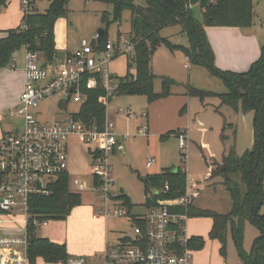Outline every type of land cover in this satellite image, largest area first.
Masks as SVG:
<instances>
[{
  "label": "rangeland",
  "instance_id": "374dc122",
  "mask_svg": "<svg viewBox=\"0 0 264 264\" xmlns=\"http://www.w3.org/2000/svg\"><path fill=\"white\" fill-rule=\"evenodd\" d=\"M254 1V13L251 28L264 34V0ZM22 0H11L7 7L0 12V35L6 34V29L24 25ZM137 4L146 5V0H136ZM49 0H39L37 10L46 11ZM67 18H59L55 24L56 47L74 49L83 38L91 39L98 34L100 28L107 29L109 41L119 39V30L125 38H130L131 15L126 11L122 24L113 22V5L99 0H71ZM108 11V21L103 22L102 13ZM196 18L203 22V14L199 7L194 8ZM212 27V26H209ZM180 26H169L163 30L161 36L172 42H179L182 37L176 34ZM208 28V27H207ZM207 35H212L207 31ZM248 28V27H243ZM209 38V36H208ZM24 47L17 50L14 56L25 57ZM42 60L45 56L40 54ZM153 72L160 76H168L178 84L173 85L171 91L175 94L149 103L144 95H115L107 106V118L114 122L116 132L125 136L121 150L110 154L109 164L112 168L115 192H125L132 203L134 215L146 213L145 186L140 179L147 174L161 173L166 168L180 167L187 175V182L191 185L200 184L203 187L200 199L196 202L199 208L212 209L220 213H227L232 209V200L225 189L223 178L209 177V163L219 164L224 154L232 146L236 147L239 155L253 148V118L254 112L244 114L222 105L217 94L226 91L223 80L207 67L192 65L179 50L170 51L165 46L158 47L152 58ZM111 72L121 77L127 71L126 55H118L111 62ZM10 68V67H9ZM14 70L13 80H16ZM12 78V77H11ZM5 79L0 82V110L6 96L10 97L16 91V85L7 84ZM188 86L214 93L203 100L199 96L190 95ZM154 89L160 92L162 80H155ZM22 92V91H21ZM21 94V93H20ZM20 95L18 96V98ZM60 96L51 97L40 103V110L44 119H58L57 105ZM18 100V99H17ZM184 112H181V109ZM78 104L71 103L70 111H77ZM149 112V131L145 135L139 134V128L148 124L143 113ZM132 113V114H131ZM1 130H11V125L3 123ZM172 130H184L188 135L184 148L180 145L177 134H169ZM180 135V134H179ZM69 167L71 190L77 191L78 183L83 181L91 187L92 155L90 146L76 138L69 139ZM186 155L182 156L181 153ZM153 159L149 168L147 162ZM245 192V184L240 173L233 174ZM78 192V191H77ZM82 203L75 206L66 218L49 219L48 226L39 227L38 236L47 237L52 241L66 243L69 253L77 255L95 256L105 240V218L101 215L97 219L93 215L104 205L100 192L79 191ZM119 194L117 196H119ZM116 196V197H117ZM264 213V206L261 208ZM21 219L23 214L9 216L0 212V218ZM132 221L128 215L124 217L112 216L107 220L109 239L116 242L122 233H132ZM212 219L208 216L191 217L188 226L190 234L202 236L204 246L193 250L190 264H242L239 259L232 235L229 231L226 255L220 251V242L209 236ZM6 227V225H4ZM193 231V232H192ZM260 234V229L253 222H247L244 229V246L250 250L254 239ZM94 252L95 254H92ZM91 254V255H90ZM42 264V263H41Z\"/></svg>",
  "mask_w": 264,
  "mask_h": 264
},
{
  "label": "trees",
  "instance_id": "16d2710c",
  "mask_svg": "<svg viewBox=\"0 0 264 264\" xmlns=\"http://www.w3.org/2000/svg\"><path fill=\"white\" fill-rule=\"evenodd\" d=\"M49 7L44 12L37 9L24 14V25L5 30L0 36V70L11 64L17 50L24 47L27 51H35L45 56L44 66L54 64L62 58V52L55 43V24L59 18L69 15L71 0H49ZM89 1V0H86ZM113 5V22L122 24L126 11L131 15L130 39L136 42L134 51L128 55L127 73L117 77L118 87L115 95L139 94L154 102L173 95L171 88L178 83L168 77L153 72L152 58L158 47L165 46L170 51L181 50L192 65L204 66L218 75L226 86V91L217 94L222 105L244 114L254 112L253 118V148L242 155L232 146L223 155L222 162L215 166L209 163V177L223 178L225 189L232 200V209L220 213L212 209L199 208L196 204L189 207L191 217L208 216L212 219L209 236L217 239L220 251L226 255L227 238L230 231L237 253L242 264H264V42L260 56L246 71L221 69L215 63V52L210 43L206 28L209 26L250 27L253 23V0H146V5L137 4L136 0H99ZM200 2L198 6L203 14L200 22L193 9H187V3ZM11 0H0V12L8 6ZM103 22L108 21V11L102 13ZM264 24V22H263ZM180 26L188 40V45L172 42L161 36V31L169 26ZM99 42H94V48H104L109 39L108 31ZM119 38L122 36L119 30ZM162 80V89L155 91V80ZM190 95L199 96L202 100L213 92L188 86ZM88 94L76 116L87 124H97L103 128L107 117V106L111 98L102 87L84 89ZM185 108L181 109L184 112ZM184 131L172 130L169 134H182ZM182 156L186 153L182 152ZM177 168V171H173ZM240 173L245 184V192L241 184L234 180L233 174ZM1 177V176H0ZM140 179L145 186L147 204L159 198H177L184 194L187 187V175L180 167L166 168L161 173L147 174ZM169 184L168 194L149 193L155 189H164ZM148 196V197H147ZM124 206L133 223L141 224L139 215L133 214L135 204L129 196L122 192L117 197ZM82 203L81 194L70 189V175L63 174L55 184L49 196H36L30 200V208L40 219H61ZM253 222L260 229V234L254 239L252 247L244 246V229L247 222ZM204 239L192 235L190 247L199 250L204 246ZM71 254L66 243L52 241L47 237H39L36 228L29 229V257L31 264H58L65 261Z\"/></svg>",
  "mask_w": 264,
  "mask_h": 264
},
{
  "label": "built area",
  "instance_id": "2783aa9c",
  "mask_svg": "<svg viewBox=\"0 0 264 264\" xmlns=\"http://www.w3.org/2000/svg\"><path fill=\"white\" fill-rule=\"evenodd\" d=\"M38 1L22 0L24 14L35 11ZM199 5L200 2L189 1L186 7L193 9ZM98 38V34L91 39L83 38L78 49L49 66H44L46 60L41 59L39 52L25 53V85L19 100L0 112V212L24 217L0 218V264H31L29 229L34 226L37 233L39 227L48 226L49 219L34 215L30 200L52 194L60 177L68 173L69 139L76 138L90 146L92 184L87 187L81 181L77 191L100 192L104 205L93 217L102 215L107 220L128 215L117 199L119 192L112 190L114 178L109 164V156L119 145L120 136L126 137L116 132L114 122L107 117L100 129L76 114L88 98L84 89L102 87L108 98L115 96L118 83L111 72V62L118 55L131 54L136 42L121 36L96 50L93 44L99 42ZM57 95L60 96L57 105L60 117L44 119L40 103ZM71 103L78 104L79 109L70 111ZM3 123L10 124L11 130H1ZM148 131L147 125L139 128L141 135ZM178 136L184 148L187 135L183 132ZM152 165L153 159H149L147 166ZM169 190V184L164 189L153 188L149 198L153 193L166 195ZM202 191L200 182L188 183L182 196L159 198L150 205L145 196L146 213L138 216L141 224L132 222V233H122L116 242H107L104 250L95 256L71 254L58 264H190L193 250L188 210L196 204Z\"/></svg>",
  "mask_w": 264,
  "mask_h": 264
},
{
  "label": "crops",
  "instance_id": "0c3cea01",
  "mask_svg": "<svg viewBox=\"0 0 264 264\" xmlns=\"http://www.w3.org/2000/svg\"><path fill=\"white\" fill-rule=\"evenodd\" d=\"M163 30L161 31V33L163 32ZM207 31H210V33L212 34V35H208L209 40L215 52V63L221 69L246 71L249 69L251 64L261 54V47L264 42V34L258 30H254V28H251V27L243 28V27H233V26H212V27H208ZM177 33L180 34L181 36H184L179 41L181 43H178V44L188 45L187 37L182 32L181 27L179 28V30H176V34ZM79 47H80V42L77 44L76 48L74 49H68V48L63 49V48H58V47L57 48L62 52V58H63L67 53L74 51L78 49ZM176 50H179V49H176ZM183 56L187 59L184 53H183ZM127 59H128V56H126V60ZM24 64H25V57L15 55L13 57L11 64L0 70V82H1V79L6 80V81L4 80L5 81L4 86L8 87L7 84L11 86L13 85V83L16 84V82L19 81L18 85H16V91L13 93V95H11L10 97L6 96V98L4 99V102L2 103V109L0 110V112L9 108L10 106L15 105L18 102L19 100L18 96L20 95L25 85ZM17 69H18V72H16L14 76L16 77V80H13V75H14L13 72L14 70H17ZM173 94L176 95L175 92ZM145 113H146V116H144ZM145 113H143V116L147 118L146 122L148 124L146 125L149 126L150 114L149 112H145ZM186 135L188 134L186 133ZM123 140L124 138L120 136L119 138L120 143L117 146V148L114 150L113 154H116L120 150L122 152L124 151L123 146H122ZM94 219H97V218H94ZM107 220H105L106 237H105L104 243L102 244V246L100 247L98 251H94L95 253H101L104 250L105 246L107 245V242L112 243L108 236L109 231L107 227ZM131 227H132V224H131ZM191 229L189 228V230ZM191 235H194V233L193 234L191 233ZM94 252H92V254H95ZM70 254H74V252Z\"/></svg>",
  "mask_w": 264,
  "mask_h": 264
},
{
  "label": "water",
  "instance_id": "95a60500",
  "mask_svg": "<svg viewBox=\"0 0 264 264\" xmlns=\"http://www.w3.org/2000/svg\"><path fill=\"white\" fill-rule=\"evenodd\" d=\"M104 32H105V30H104L103 28H100V29L98 30V35H99L98 40H99V41L102 39V37H103V35H104ZM173 171H177V168H173Z\"/></svg>",
  "mask_w": 264,
  "mask_h": 264
}]
</instances>
